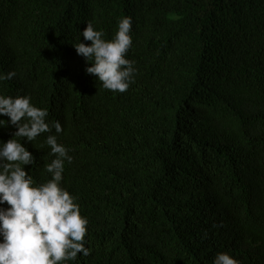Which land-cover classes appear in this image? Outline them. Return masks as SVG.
Segmentation results:
<instances>
[{"label":"trees","instance_id":"obj_1","mask_svg":"<svg viewBox=\"0 0 264 264\" xmlns=\"http://www.w3.org/2000/svg\"><path fill=\"white\" fill-rule=\"evenodd\" d=\"M124 16L138 71L114 93L73 44H91L87 22L111 40ZM13 71L0 95L46 108L73 157L62 186L91 254L66 264H264V0H0V74ZM49 134L21 140L37 185Z\"/></svg>","mask_w":264,"mask_h":264},{"label":"clouds","instance_id":"obj_2","mask_svg":"<svg viewBox=\"0 0 264 264\" xmlns=\"http://www.w3.org/2000/svg\"><path fill=\"white\" fill-rule=\"evenodd\" d=\"M131 32L130 16L118 20L111 40L104 39V32L87 22L81 35L91 44L81 40L73 44L90 65L86 73L114 93H124L135 83V61L126 58L133 44ZM15 76V71L0 74V81ZM31 100L30 96L0 95V115L10 118L0 119V127L10 124L17 129L12 139L0 141V264H66L75 261L78 254H91L85 240L89 221L81 214L77 198L62 186L65 162L73 161L70 150L58 143L64 129L59 121L50 125L48 110ZM53 128L56 134L47 135L43 142L54 157L44 165V172L51 178L37 185L25 170V166L36 164V157L21 140L33 142ZM212 264L239 262L229 253L220 252Z\"/></svg>","mask_w":264,"mask_h":264}]
</instances>
